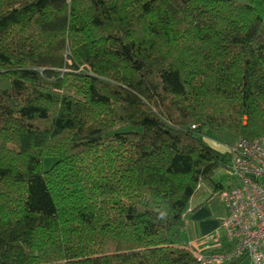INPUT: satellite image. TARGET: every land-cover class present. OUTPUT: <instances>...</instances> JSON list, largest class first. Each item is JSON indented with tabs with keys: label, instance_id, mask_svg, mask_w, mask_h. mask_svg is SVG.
<instances>
[{
	"label": "trees",
	"instance_id": "1",
	"mask_svg": "<svg viewBox=\"0 0 264 264\" xmlns=\"http://www.w3.org/2000/svg\"><path fill=\"white\" fill-rule=\"evenodd\" d=\"M207 134L264 140V0H0V264H200Z\"/></svg>",
	"mask_w": 264,
	"mask_h": 264
},
{
	"label": "built area",
	"instance_id": "2",
	"mask_svg": "<svg viewBox=\"0 0 264 264\" xmlns=\"http://www.w3.org/2000/svg\"><path fill=\"white\" fill-rule=\"evenodd\" d=\"M226 156L229 184L218 196L227 210L220 224L221 246L213 254L193 251V256L200 264L242 258L264 264V140L239 139L227 147Z\"/></svg>",
	"mask_w": 264,
	"mask_h": 264
},
{
	"label": "crops",
	"instance_id": "3",
	"mask_svg": "<svg viewBox=\"0 0 264 264\" xmlns=\"http://www.w3.org/2000/svg\"><path fill=\"white\" fill-rule=\"evenodd\" d=\"M214 147V146H213ZM193 202L183 216L184 228L181 233L183 243L194 252L213 254L221 246V222L227 210L221 201ZM221 264H251L247 259H237Z\"/></svg>",
	"mask_w": 264,
	"mask_h": 264
},
{
	"label": "rangeland",
	"instance_id": "4",
	"mask_svg": "<svg viewBox=\"0 0 264 264\" xmlns=\"http://www.w3.org/2000/svg\"><path fill=\"white\" fill-rule=\"evenodd\" d=\"M221 136H213V135H209L207 134L204 138V142L206 143V145L213 149L214 151H216L221 157L226 158V154H227V144L220 142ZM214 146V147H213ZM49 160H46L45 163H43V167L44 169H47L49 166ZM214 183L215 184H220L222 186V188H226L229 184L228 182V176L225 173L224 170H219L215 176H214ZM214 195V192L212 191V189L210 187H202L201 190L198 192V194L191 199L189 205H191L193 202H202L204 203L206 200L207 202H213L216 200H219L218 198H212V196ZM211 198V199H209ZM206 202V203H207Z\"/></svg>",
	"mask_w": 264,
	"mask_h": 264
}]
</instances>
